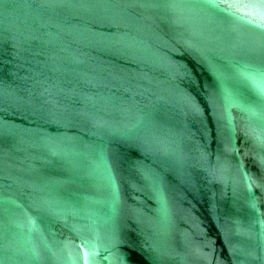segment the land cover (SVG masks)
Masks as SVG:
<instances>
[{
    "label": "water",
    "instance_id": "obj_1",
    "mask_svg": "<svg viewBox=\"0 0 264 264\" xmlns=\"http://www.w3.org/2000/svg\"><path fill=\"white\" fill-rule=\"evenodd\" d=\"M0 264H264V0H0Z\"/></svg>",
    "mask_w": 264,
    "mask_h": 264
}]
</instances>
